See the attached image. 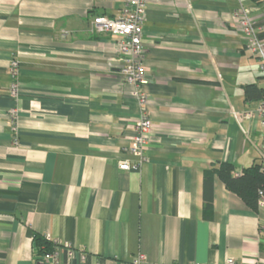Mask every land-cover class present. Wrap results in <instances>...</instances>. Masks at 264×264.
Returning <instances> with one entry per match:
<instances>
[{"label": "crops", "instance_id": "obj_1", "mask_svg": "<svg viewBox=\"0 0 264 264\" xmlns=\"http://www.w3.org/2000/svg\"><path fill=\"white\" fill-rule=\"evenodd\" d=\"M241 6L264 34V0H149L144 104L112 35L93 29L126 0H0V264H52L35 234L59 264H264V204L251 209L216 174L205 182L264 152L259 117L234 114L261 101L247 85L264 88ZM144 115L146 160L121 169Z\"/></svg>", "mask_w": 264, "mask_h": 264}, {"label": "built area", "instance_id": "obj_2", "mask_svg": "<svg viewBox=\"0 0 264 264\" xmlns=\"http://www.w3.org/2000/svg\"><path fill=\"white\" fill-rule=\"evenodd\" d=\"M149 0H126V8L118 17L107 15H98L93 19V29L97 33H110L116 42L117 51L123 56V65L120 69L122 79L132 84L134 95L141 103L146 104L147 94L143 87L148 83L147 67L145 65V48L143 43L144 23L147 16ZM234 17L238 22L242 33L246 39V47L260 60V69L264 74V36L263 32L256 25L250 12L241 6L234 12ZM9 72L12 78L11 90L13 95H18V78L20 73V64L17 59H13L9 66ZM13 114L16 109H12ZM238 119L242 117H253L257 115L264 135V99L253 110L234 111ZM135 134L130 143V151L135 155L134 162L122 160L119 163L121 169L131 170L138 168L145 160V150L151 141L153 123L148 115L141 117L134 125ZM264 162V152L262 153ZM260 203L264 204V195ZM70 246L68 245V248ZM69 254L73 255V249L69 248ZM84 257V256H83ZM47 261L52 264H59L57 252L44 254ZM144 255L139 254L131 264H139ZM227 264H237L235 260L230 259Z\"/></svg>", "mask_w": 264, "mask_h": 264}, {"label": "trees", "instance_id": "obj_3", "mask_svg": "<svg viewBox=\"0 0 264 264\" xmlns=\"http://www.w3.org/2000/svg\"><path fill=\"white\" fill-rule=\"evenodd\" d=\"M264 36V34H262ZM247 99H264V88H259L255 84L246 86ZM217 175L226 185V187L237 193L248 207L257 211L260 201L264 195V162L263 159L256 160L253 164L245 167L241 173L237 174L236 167L231 162H221L217 167L206 170L205 182L211 181L214 175ZM206 211L212 209V201L205 204ZM36 254L44 255L53 252V243L47 237L35 234L34 236Z\"/></svg>", "mask_w": 264, "mask_h": 264}]
</instances>
